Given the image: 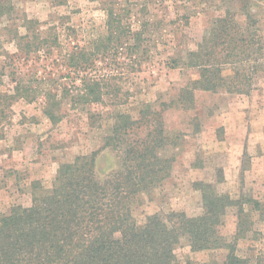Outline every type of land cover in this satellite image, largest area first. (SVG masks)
<instances>
[{
    "label": "rangeland",
    "instance_id": "rangeland-1",
    "mask_svg": "<svg viewBox=\"0 0 264 264\" xmlns=\"http://www.w3.org/2000/svg\"><path fill=\"white\" fill-rule=\"evenodd\" d=\"M239 2L0 0L7 13L0 15V216L14 206L30 208L32 183L40 181L50 189L60 166L79 157L98 153L97 174L105 178L118 165L116 152L104 148L115 115L125 112L138 119L147 106L162 112L160 105L166 103V130L177 144L167 155L175 160L172 173L139 197L135 219L142 224L147 216L170 211L200 216L202 194L195 183H212L244 204L242 216L236 206L228 210L219 234L227 245H235L237 255L256 264L264 249V78L250 95L226 89L206 92L194 90L199 72L183 65L227 8L247 25L250 11ZM249 8L264 37V0H249ZM112 15L142 36L110 37L107 22ZM37 31L43 37L57 34L58 46L29 52L27 44ZM79 51L94 62L74 73L64 60ZM176 59L183 61L173 67ZM14 74L21 89L38 88L35 97L15 96ZM92 78L102 82V101L79 103V90ZM184 88L191 97L178 101ZM50 89L64 97L57 124L43 114L44 90ZM175 253L174 264H223L229 249L192 252L183 240Z\"/></svg>",
    "mask_w": 264,
    "mask_h": 264
},
{
    "label": "trees",
    "instance_id": "trees-1",
    "mask_svg": "<svg viewBox=\"0 0 264 264\" xmlns=\"http://www.w3.org/2000/svg\"><path fill=\"white\" fill-rule=\"evenodd\" d=\"M239 1L241 9L250 11L247 25L238 23V15L227 8L197 50L187 53L183 65L199 72L194 90L226 89L250 95L259 78H264V37L251 14L249 0ZM1 7L0 15H6ZM107 26L112 38L130 35L139 39L143 34L113 15ZM33 34V41L27 44L29 52L58 46L57 34L52 38L38 31ZM81 52L69 53L64 60L68 70L75 73L79 68H91L94 61ZM182 61L174 60L173 67ZM15 75V96L25 95L28 100L35 97L38 88L21 89ZM98 79L84 81L83 90L77 94L79 103L102 101L104 87ZM3 95L0 92V103ZM44 96L43 114L57 124L62 118L59 107L64 97L59 99L54 89L44 90ZM183 96L191 97L189 88L181 90L178 101ZM160 106L162 112L154 105L147 106L138 119L125 112L115 115L112 135L106 138L104 148L116 152L118 165L105 178L97 174L98 153H93L77 158L74 164L61 165L50 189L34 181L32 206H14L10 214L0 216V264H174L175 251L183 240L192 252L228 248L223 264H252L237 255L235 245H227L219 234L228 210L236 206L242 216L244 204L218 192L212 183H195L202 194L200 216L170 211L147 216L142 224L135 219L133 207L139 197L162 185L171 176L175 161L167 155L177 144L163 118L170 104ZM255 263L264 264V249Z\"/></svg>",
    "mask_w": 264,
    "mask_h": 264
}]
</instances>
